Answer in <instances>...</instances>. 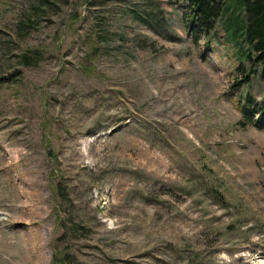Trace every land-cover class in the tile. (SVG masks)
Segmentation results:
<instances>
[{
    "label": "rangeland",
    "instance_id": "1",
    "mask_svg": "<svg viewBox=\"0 0 264 264\" xmlns=\"http://www.w3.org/2000/svg\"><path fill=\"white\" fill-rule=\"evenodd\" d=\"M188 20L0 0V264H264V62Z\"/></svg>",
    "mask_w": 264,
    "mask_h": 264
},
{
    "label": "trees",
    "instance_id": "2",
    "mask_svg": "<svg viewBox=\"0 0 264 264\" xmlns=\"http://www.w3.org/2000/svg\"><path fill=\"white\" fill-rule=\"evenodd\" d=\"M185 4L189 18L185 31L192 44L202 38L204 46L208 47L210 36L215 35L220 25L227 42L234 47H245V50L238 49L241 60L251 61L248 52L252 51L255 55L252 61L261 67L264 65L261 64L264 62V0H185ZM247 78L244 75L236 83H243ZM244 95L246 106L240 107V110L243 108L240 113L250 121L251 113L256 112L259 106L264 111V101L255 110H249L250 98L248 94Z\"/></svg>",
    "mask_w": 264,
    "mask_h": 264
}]
</instances>
